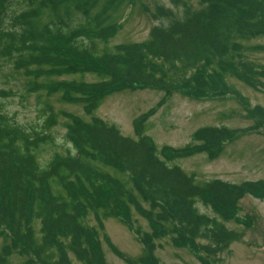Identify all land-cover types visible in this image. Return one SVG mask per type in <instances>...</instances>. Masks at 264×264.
I'll return each mask as SVG.
<instances>
[{
  "label": "trees",
  "instance_id": "obj_1",
  "mask_svg": "<svg viewBox=\"0 0 264 264\" xmlns=\"http://www.w3.org/2000/svg\"><path fill=\"white\" fill-rule=\"evenodd\" d=\"M129 1L0 0V71L21 74L26 94H57L89 115L64 112L68 146L43 159L46 146L55 144L51 105L40 101L43 124L28 129L8 116L0 99V264H14L12 255L20 264H72L70 256L105 264L104 221L130 225L132 212L149 229L133 230L143 245L135 260L114 250L127 263L156 264V241L163 237L217 257L242 237L226 226L243 223L239 201L264 198L262 181H198L170 163L194 153L216 159L226 141L249 128L201 126L191 134L194 143L158 149L145 133L154 109L135 120L134 137L94 114L110 94L155 88L194 99L233 96L255 120L252 129L264 127V106L251 105L228 81L264 88V66L247 58L248 50L264 51V44L249 43L264 36V0H198L197 6L171 0L176 9L155 8L160 23L146 40L108 48L118 31L115 15ZM86 74L97 79L84 81ZM5 93L0 90V98ZM197 202L213 215L201 213ZM90 216L94 225L86 222Z\"/></svg>",
  "mask_w": 264,
  "mask_h": 264
},
{
  "label": "rangeland",
  "instance_id": "obj_2",
  "mask_svg": "<svg viewBox=\"0 0 264 264\" xmlns=\"http://www.w3.org/2000/svg\"><path fill=\"white\" fill-rule=\"evenodd\" d=\"M197 2L198 0H190L193 6H197ZM158 5L176 9L171 0L124 2L115 15L119 24L118 31L105 46L111 48L119 43L146 40L151 27L160 23L152 16ZM249 43L264 44V36ZM98 46L102 47L104 43L98 41ZM247 58L264 66V51L248 50ZM63 78L68 79L72 76ZM81 79L91 82L97 78L86 74ZM228 81L251 105L264 106V88L256 90L233 78ZM23 84L24 77L21 74H13L7 69L0 71V90L6 92V97L0 98L4 104L3 109L8 116L25 128L40 129L43 124L40 101L46 100L57 116V125L49 131L55 144L46 146L40 157L47 159L54 151L63 152L68 146L64 138L63 113H71L85 120L89 119V115L84 114L80 105L61 102L57 94L49 97L44 92L26 94ZM151 109H154V112L148 117L145 133L158 149L161 146L183 148L194 143L191 134L201 126L249 128L248 131L226 141L216 159L208 160L204 153H194L174 158L170 163L179 165L187 173H192L198 181L220 179L229 183L244 181L264 183V127L257 126V129H252V125L256 127L255 120L246 115L243 105L233 96L208 95L194 99L178 92L166 93L155 88L126 89L106 96L94 114L106 123L115 125L123 135L134 137L135 120ZM196 206L201 213L213 215L201 202H197ZM131 215L130 225L115 218L104 221L102 232L104 238L101 237V242L105 264H130L114 250L132 260L143 254V245L133 230L137 227L147 231L149 226L137 213L132 212ZM237 217L243 223L230 221L226 226L242 232V237L231 243L228 249L217 257L206 258L189 247L175 246L169 237H163L156 241L154 250L156 264H264V198L258 199L251 195L242 198L239 201ZM86 222L89 225L95 224L91 216ZM35 226L37 228L38 224ZM1 243L0 240V245ZM70 257L72 264H83L73 256ZM21 261L22 258L17 255L10 257V263L20 264Z\"/></svg>",
  "mask_w": 264,
  "mask_h": 264
},
{
  "label": "bare ground",
  "instance_id": "obj_3",
  "mask_svg": "<svg viewBox=\"0 0 264 264\" xmlns=\"http://www.w3.org/2000/svg\"><path fill=\"white\" fill-rule=\"evenodd\" d=\"M42 79V78H41Z\"/></svg>",
  "mask_w": 264,
  "mask_h": 264
}]
</instances>
